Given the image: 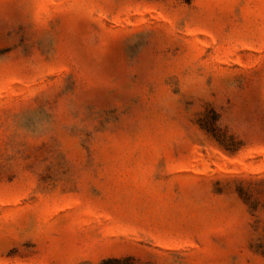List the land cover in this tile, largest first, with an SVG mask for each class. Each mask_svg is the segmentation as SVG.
Listing matches in <instances>:
<instances>
[{"label":"rangeland","instance_id":"rangeland-1","mask_svg":"<svg viewBox=\"0 0 264 264\" xmlns=\"http://www.w3.org/2000/svg\"><path fill=\"white\" fill-rule=\"evenodd\" d=\"M264 264V0H0V264Z\"/></svg>","mask_w":264,"mask_h":264},{"label":"trees","instance_id":"trees-1","mask_svg":"<svg viewBox=\"0 0 264 264\" xmlns=\"http://www.w3.org/2000/svg\"><path fill=\"white\" fill-rule=\"evenodd\" d=\"M104 264H135L132 260L125 258V259H107L104 261Z\"/></svg>","mask_w":264,"mask_h":264}]
</instances>
